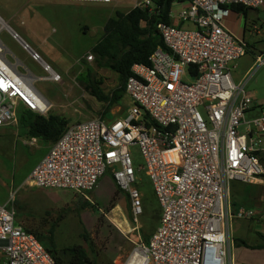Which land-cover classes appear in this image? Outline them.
<instances>
[{
  "label": "built area",
  "instance_id": "built-area-1",
  "mask_svg": "<svg viewBox=\"0 0 264 264\" xmlns=\"http://www.w3.org/2000/svg\"><path fill=\"white\" fill-rule=\"evenodd\" d=\"M151 4L145 0L137 6ZM232 5L258 10L264 0H191L180 8L177 20L173 10L170 16L178 24L158 25L167 49L157 48L151 65L132 68L126 84L132 100L128 117L68 126L26 182L31 188L72 191L90 200L111 170L131 199L134 231L140 235L124 264H236L234 223L260 217L231 201L234 182H264V109L251 122L246 120L258 106L246 89L248 81L238 83L233 76L232 64L251 49L227 26ZM13 38L46 75L21 72V62L9 60L0 40V132L19 125L21 108L48 116L52 104L36 83L63 82L18 34ZM261 66L264 52L256 56L253 73ZM133 146L145 159L161 208L160 224L148 242L137 219L143 203L135 187ZM0 264H58L18 222L14 199L0 204Z\"/></svg>",
  "mask_w": 264,
  "mask_h": 264
},
{
  "label": "rangeland",
  "instance_id": "rangeland-1",
  "mask_svg": "<svg viewBox=\"0 0 264 264\" xmlns=\"http://www.w3.org/2000/svg\"><path fill=\"white\" fill-rule=\"evenodd\" d=\"M144 1L0 0V17L8 24L0 33V40L7 48L9 60H19L21 72L30 70L37 77L46 75L20 41L13 38L15 31L63 78L61 83H36L37 89L52 104L48 116H63L69 126L92 119L113 123L128 117L132 100L126 92L106 114L107 104L86 91L79 77L91 71V78L100 83V88L108 95L120 88L119 75L109 68L99 67L92 49L104 36L105 25L111 18H116L118 12H130ZM173 10L174 20H177L180 6ZM240 20L244 22L242 14ZM252 24L257 25L259 33L246 32L245 40L251 50L232 64L235 81H248L246 89L254 95L255 106H258L247 113L248 122L260 116L261 108L264 109V66L253 73L256 56L264 49V6L250 10L248 27ZM2 25L5 23L0 20V27ZM90 55L94 56L93 60H89ZM50 147L48 142L28 137L21 125L1 130L0 204L14 199L17 217L21 212L18 222L22 225L38 226L45 222L49 227L56 223L58 249L82 245L93 264H124L140 238L134 231L137 224L129 195L114 181L111 170L100 180L86 206L87 199L72 191L30 188L26 182ZM130 151L137 178L135 187L143 203V214L137 219L141 237L146 240L160 224V204L140 148L133 146ZM257 185L260 187L257 197L246 200L242 196L244 184L233 183L232 204L254 209L260 215L257 219L234 223L233 237L239 244L232 251L236 264H264V247L253 248L261 243L257 232L264 233V182ZM128 212L134 223L129 221Z\"/></svg>",
  "mask_w": 264,
  "mask_h": 264
},
{
  "label": "trees",
  "instance_id": "trees-1",
  "mask_svg": "<svg viewBox=\"0 0 264 264\" xmlns=\"http://www.w3.org/2000/svg\"><path fill=\"white\" fill-rule=\"evenodd\" d=\"M190 1L151 0L150 7L141 8L136 6L128 13L118 12L116 18H111L106 23L104 36L92 49V53L99 67L109 68L119 75L120 88L115 90L112 95H108L100 88V83L91 78V71L79 77V81L84 84L86 91L100 102L107 104L106 114L123 98L127 81L133 74V66L135 64L151 65L150 58L154 51L159 47L167 49L158 30V25L160 23L176 25V21L170 16L175 4H187ZM231 9L235 13L243 14L244 17H248L250 10H252L242 5H232ZM185 26V24L180 25V27ZM19 125L27 130L28 137L40 139L53 145L66 132L69 121L59 115L41 116L33 111L21 109ZM259 188L258 185L244 184L242 189L243 198L246 200L254 199V197H257L256 191ZM84 205H89V201L86 200ZM233 205L238 207L235 202H233ZM159 209L161 212V208ZM127 215L129 221L134 223L132 215L129 212ZM20 216L21 212H18V217ZM46 224L44 222L38 226L29 224L23 225V227L39 239L58 264H93L90 255L82 245L65 246L58 249L55 239L57 224L53 223L49 227ZM257 235L261 239V243L253 246V248L264 247V233L257 232ZM151 236L144 241L148 242ZM237 244L238 241L235 242L236 246ZM245 244L248 245L246 242Z\"/></svg>",
  "mask_w": 264,
  "mask_h": 264
},
{
  "label": "crops",
  "instance_id": "crops-1",
  "mask_svg": "<svg viewBox=\"0 0 264 264\" xmlns=\"http://www.w3.org/2000/svg\"><path fill=\"white\" fill-rule=\"evenodd\" d=\"M188 4V3H187ZM187 4H175V8L178 7V5L181 7L187 5ZM253 10V9H252ZM259 10V9H258ZM243 15V14H242ZM244 16V15H243ZM0 20L3 21L5 23V26L7 27V23L5 22L4 19H2L0 17ZM227 26L228 28L231 30V32L240 39H244L245 40V35L246 32L248 30L251 31V33H259L258 27L255 24H252V27H248V17H244V22L242 23V21L240 20V14L235 13L232 11V14L230 15V17L227 18ZM243 26V27H242ZM250 28V29H249ZM13 31V30H12ZM14 33H16L15 31H13ZM17 34V33H16ZM246 41V40H245ZM247 42V41H246ZM248 43V42H247ZM250 49H251V45L248 43ZM264 52V49H262V51L260 53ZM51 144V143H50ZM53 145L51 144V147ZM50 147V149H51ZM49 149V150H50ZM31 188V187H30ZM23 226V225H22Z\"/></svg>",
  "mask_w": 264,
  "mask_h": 264
},
{
  "label": "bare ground",
  "instance_id": "bare-ground-1",
  "mask_svg": "<svg viewBox=\"0 0 264 264\" xmlns=\"http://www.w3.org/2000/svg\"><path fill=\"white\" fill-rule=\"evenodd\" d=\"M4 27H5V25H2V28H4ZM0 47H1V46H0ZM11 68L13 69L14 66H13V67L11 66ZM13 73H15L16 75H18V73H16V71H14V70H13ZM119 224H120V223H119ZM117 226H120V225H117Z\"/></svg>",
  "mask_w": 264,
  "mask_h": 264
}]
</instances>
